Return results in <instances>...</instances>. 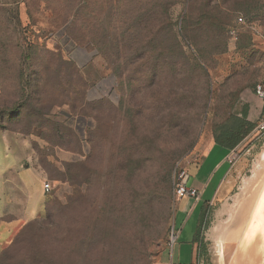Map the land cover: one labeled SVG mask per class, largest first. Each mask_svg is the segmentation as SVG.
I'll return each instance as SVG.
<instances>
[{
    "label": "rangeland",
    "instance_id": "374dc122",
    "mask_svg": "<svg viewBox=\"0 0 264 264\" xmlns=\"http://www.w3.org/2000/svg\"><path fill=\"white\" fill-rule=\"evenodd\" d=\"M200 6L187 0H0V133L17 138L0 134V171L17 158L27 157L28 167L18 178L25 185L8 187L0 204V214L17 216L9 231L43 213L33 205L36 172L51 185L45 217L6 247L0 264H155L171 248L178 172L190 175V185L195 181L194 166L214 142L216 126L260 102L254 88L264 77V53H238L255 44H231L232 30L227 44L209 41L225 51L211 56L209 92L189 80L174 116L171 75L154 78L150 70L159 60L139 49L176 44L174 32ZM260 16L264 24V11ZM239 17L248 20L238 12L234 24ZM251 119L256 123L255 112ZM230 159L223 189L206 208V251L200 249L198 264H264L263 230L256 228L264 225V145L249 134ZM170 173L171 199L163 195ZM155 194L169 199L156 221L149 203ZM8 235L2 233V244Z\"/></svg>",
    "mask_w": 264,
    "mask_h": 264
},
{
    "label": "trees",
    "instance_id": "16d2710c",
    "mask_svg": "<svg viewBox=\"0 0 264 264\" xmlns=\"http://www.w3.org/2000/svg\"><path fill=\"white\" fill-rule=\"evenodd\" d=\"M187 1L191 3L200 2L201 6L196 10L198 12V14H196L197 16L194 15V13L192 14L191 11V13L187 14L180 32H174L176 44H172L171 46L160 44L158 47H156V44H147L139 49V52H144L142 54L146 55V53H150V55H153V58L157 57L156 59L159 60H157L159 64L151 67L150 70L151 75L154 76V78L162 80L166 74L171 75L176 95V110H174L175 117L182 110V97L186 95L184 89H186L189 80H198L209 92V68L210 62H213L211 56L215 57V55L223 54L225 52H218L221 44H210L209 41L218 42L220 38H223V42L227 44L229 41L228 34L235 27L234 19L238 12H244L249 22H253L260 20V14L264 11V0H221L216 6L212 5L213 0ZM172 57L177 58L175 64L167 62V58ZM130 66H134V64H130ZM248 115L249 107H246L242 113L232 114L228 116L224 122L217 125L214 130L215 145L226 149L227 151H232L239 146V144L255 128V124L248 120ZM165 186L166 188L164 189L163 195L166 197L168 195L171 199L173 189L171 173L165 179ZM133 196L134 195H132V197ZM163 199L165 198L162 196L158 197L155 194L149 201L152 206L154 204L152 211L150 209V217H152L153 220L155 219L154 221H156L161 215V203L164 201ZM165 201H169V199L167 200L166 198ZM45 215L40 219H43ZM147 217H149V214ZM40 219L25 225L18 235L29 224L36 223ZM17 236L15 238H17ZM202 249L203 251H206V247L201 241V250ZM4 250L2 251L3 254L1 253L0 255V260L2 259V256L4 257V254L8 252V250Z\"/></svg>",
    "mask_w": 264,
    "mask_h": 264
},
{
    "label": "crops",
    "instance_id": "0c3cea01",
    "mask_svg": "<svg viewBox=\"0 0 264 264\" xmlns=\"http://www.w3.org/2000/svg\"><path fill=\"white\" fill-rule=\"evenodd\" d=\"M234 36H232L231 44H255L253 47L248 49H238V53L250 51L252 48L256 49L257 52L261 51L264 53V24L260 20L249 22L246 20L245 23H236L233 29ZM245 50V51H244ZM264 82V77L259 80L258 83ZM257 83V84H258ZM256 84V85H257ZM249 115L248 120L255 123L251 117L255 112L257 124L262 111V103L260 102H249ZM4 136L14 137L5 133H0ZM17 139V138H16ZM9 140L6 141V143ZM18 143V142H17ZM232 151H227L213 142L209 149L206 151L203 159L196 164L195 169V181L190 185V175L188 180V187L195 188L201 193V198L196 201L192 198H184L179 201L178 209L175 215V228L176 231V242L171 246L170 249H165L163 254L158 258L155 264H198L199 253L201 249V236H202V223L204 220L206 208L212 206L216 201L219 193L223 189V184L231 170V156ZM26 158L18 159L12 166L4 167L0 171V204L4 205L8 198L5 197L8 192H6L8 187H15L17 189L18 184L22 186L25 185L23 180H18L19 175L24 173L28 167L24 164ZM221 172L224 174L217 183V186L212 191L210 190L212 186L215 185L217 178ZM36 187L39 186V191L35 190L32 195L33 205L38 206L37 212L43 210L41 217L32 218L29 221L21 223L19 228L12 232L9 231L11 224L17 220V216L14 213L8 211L0 214V255L2 251L15 239L18 233L23 229L28 223L42 218L46 213V192L43 188L44 184L42 182V173L36 172ZM8 191V190H7ZM212 191L213 195L208 196V192ZM201 209L200 214L194 218L197 211ZM41 212V211H40ZM194 213V214H193ZM33 214V213H32ZM34 218V219H33ZM192 222L190 225L189 223ZM190 225V227H188ZM10 232V236L5 244L1 243L2 233ZM12 232V233H11Z\"/></svg>",
    "mask_w": 264,
    "mask_h": 264
},
{
    "label": "built area",
    "instance_id": "2783aa9c",
    "mask_svg": "<svg viewBox=\"0 0 264 264\" xmlns=\"http://www.w3.org/2000/svg\"><path fill=\"white\" fill-rule=\"evenodd\" d=\"M238 23H245L242 17L238 18ZM232 36H234V32H232ZM254 94L262 103V111L261 116L255 125V128L250 133V136H253L256 141L262 143L264 145V82L258 83L254 88ZM232 154V153H231ZM189 180V174L186 171H179L177 177L174 181L175 187V197L178 200H182L184 198H192L196 201H199L201 198V193L195 189L188 187L187 183ZM46 193H49L51 190L50 183H44L43 186ZM176 233H172V245L176 242L177 236ZM171 245V246H172Z\"/></svg>",
    "mask_w": 264,
    "mask_h": 264
},
{
    "label": "bare ground",
    "instance_id": "6f19581e",
    "mask_svg": "<svg viewBox=\"0 0 264 264\" xmlns=\"http://www.w3.org/2000/svg\"><path fill=\"white\" fill-rule=\"evenodd\" d=\"M263 193V192H262ZM263 195H264V193H263ZM261 199H263V198H261ZM260 199V200H261ZM261 203V202H260ZM263 204V203H262ZM260 205V204H259ZM259 205H258V207H257V209H256V211H255V213H254V216H252V217H254V219L255 218H257V216H260L259 214H260V212H258L259 211ZM260 222V221H259ZM257 228V230L259 231L260 229H262L263 230V237H262V246H261V254H262V256H263V260H264V225L260 222V223H258V226L256 227Z\"/></svg>",
    "mask_w": 264,
    "mask_h": 264
}]
</instances>
